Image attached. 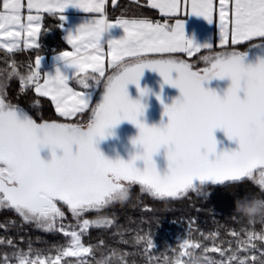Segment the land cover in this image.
Masks as SVG:
<instances>
[{
  "label": "snow or ice",
  "instance_id": "snow-or-ice-1",
  "mask_svg": "<svg viewBox=\"0 0 264 264\" xmlns=\"http://www.w3.org/2000/svg\"><path fill=\"white\" fill-rule=\"evenodd\" d=\"M147 3L158 10L161 19L143 14L112 19L106 0H0V48L9 57L21 48H41L39 37L46 14L58 16L61 29L69 5L91 14L74 31L66 32L64 39L70 49L55 55L65 69L73 71L57 66L55 74H42L40 54L28 62L25 71L13 58L8 59V68L0 70V206L13 210L23 222L59 231L65 237L63 245H52L54 250L34 247L31 240L21 247L11 238L0 239L10 248L0 264H92L87 257L94 256L98 246L84 237L93 226H112L114 218H90L88 213H100L113 205L114 194L133 185H139L141 193L164 201L189 192L201 195L194 180L224 184L249 178L264 189V56L257 55L255 62L248 60L251 49L264 46V0ZM181 11L202 16L209 23L215 21L218 45H199L187 38L184 21L179 18ZM115 26L122 28L124 35L103 44L102 35ZM201 50L202 68L176 55L191 57ZM145 68L155 70L164 83L180 91L170 105H164L168 120L162 126H149L138 119L145 105L128 94L129 83L135 84L142 96L147 93L139 85ZM214 77L230 78L222 96L203 86ZM11 78H18L20 92L31 88L49 98L57 116L41 115L37 120L24 106L9 99L4 88ZM73 82L78 87H73ZM40 103L38 99L30 101L35 107ZM122 120L139 129L131 143L142 148L127 161L109 159L96 147L98 139L112 135L108 130ZM218 128L229 140L238 142V149L217 154L213 133ZM45 146L51 150L48 160L40 155ZM162 146L167 149L169 168L165 175L159 174L152 159ZM57 149L61 154L57 155ZM138 159L144 161L142 170L134 163ZM65 209L74 223H64ZM232 218L245 219L236 213ZM193 231L199 229L190 223L178 238V249L166 247L172 256L165 254L159 264L169 260L171 264H186L194 250L203 251L212 264H264V229L232 228L227 241L220 239L217 231L201 232L211 244L193 237ZM133 243L142 249L112 248L105 264L116 257L121 264H137L135 259H126L137 255L146 257L145 264H157L150 231L137 230ZM224 243L227 248L222 247Z\"/></svg>",
  "mask_w": 264,
  "mask_h": 264
},
{
  "label": "trees",
  "instance_id": "trees-1",
  "mask_svg": "<svg viewBox=\"0 0 264 264\" xmlns=\"http://www.w3.org/2000/svg\"><path fill=\"white\" fill-rule=\"evenodd\" d=\"M108 14L112 19L122 14H143L153 19L162 18L157 11L150 8L146 3H134L131 0H119L116 6L109 5ZM63 37L64 34L59 27L58 16L46 14L39 39L41 48L38 50L21 49L11 54V57L5 50L0 49V69L8 68L7 61L9 58H13L17 61L19 69L25 71L28 62H34L36 54L50 58L60 50L69 48ZM202 54L203 52L188 60L195 63ZM197 67L202 66L198 65ZM19 89L18 78H13L5 89L7 97L14 103L24 106L30 113H34V106L30 104V101L38 99L41 103L37 110L38 115H34L35 119L39 120L41 115L45 118H55L57 116L49 99L36 94L34 89L29 88L25 92H20ZM86 115L87 113L85 117ZM207 188L209 193L204 196L190 192L182 199L164 201L155 200L147 193H141L139 186L133 185L131 188L132 198L129 202L123 204L115 202L113 205L102 209L100 213H88L90 218H94L97 215H108L114 218L112 226H93L89 229L84 239L98 247L94 256H89L88 259L92 261V264H96L101 257H108L112 248L127 251H132L134 247L142 249V245H134L133 243V237L136 235L137 230L140 229L152 233L156 248L153 256L157 264H159L165 254L169 257L172 256L171 251L166 252V247L173 246L178 249V238L184 235L185 229L190 223L193 229H199V231H193V237L201 240H204V237L200 234L201 232L207 234L210 231H217L219 238L227 241L231 239L229 229L232 228L239 230L242 226L251 227L257 232L264 229V223H261L259 219L249 225L246 219L239 221L232 218L234 200L237 196L264 197V189H261L251 179L220 187L207 186ZM65 211L68 214L64 223L66 225L70 222L74 223L71 213L67 209ZM8 238H11L21 247H26L28 241L31 240L34 247L50 250H54L52 245L59 246L65 243L63 233L46 231L28 222H23L13 210L4 208L0 209V239ZM124 240H127L128 243H124ZM101 241L104 243H100ZM204 243L211 244V240H204ZM222 247L227 248V243H224ZM5 251H10L9 246L5 243H0V258H2ZM126 259L129 261L135 259L137 264H145L146 261V257L139 255L135 257L129 256Z\"/></svg>",
  "mask_w": 264,
  "mask_h": 264
},
{
  "label": "water",
  "instance_id": "water-1",
  "mask_svg": "<svg viewBox=\"0 0 264 264\" xmlns=\"http://www.w3.org/2000/svg\"><path fill=\"white\" fill-rule=\"evenodd\" d=\"M257 55L264 56V46L251 49L248 54V60L251 62H255V58ZM172 75L173 78H175L176 73H173ZM230 83L231 81L228 77H214L209 81L203 82V86L215 90L217 94L222 96ZM139 85L140 88H146L148 90L147 93L143 96L140 94L135 84L129 83L127 85L129 97L133 100L138 99L142 104L145 105L144 112L141 116L138 117V119L142 120L149 126H162L166 124L168 118L164 114V105H170L177 97L180 96L179 89L173 85L164 83L163 78L158 72L148 68H145L143 70V74L139 80ZM157 95L160 96V99H157ZM99 99L100 97L98 96L97 100ZM161 101H163V103ZM108 131L113 134L106 135L104 139H98V143L96 144V147L105 157L113 160L120 158L127 161L133 154L142 151V148L140 146H134L131 143L132 138L138 135L139 129L130 121L122 120L118 125L114 126ZM213 134L217 140V154L222 151L238 149V142L235 139L229 140L222 129H215ZM75 148L76 146L74 145V151ZM59 154H61V150L57 149V155ZM40 155L43 159L48 160L51 158V150L47 146H45L40 149ZM152 159L155 162L157 171L160 175H165L169 171L166 147L162 146L156 153L153 154ZM134 163L136 167L140 168L141 170L144 168L143 160L138 159L134 161ZM248 179L249 178H245L239 182H226L224 184L214 183L212 181H205L201 183L199 180H194V185L196 186V188L200 186L220 187L228 184L240 183ZM182 198L170 200H179Z\"/></svg>",
  "mask_w": 264,
  "mask_h": 264
},
{
  "label": "crops",
  "instance_id": "crops-1",
  "mask_svg": "<svg viewBox=\"0 0 264 264\" xmlns=\"http://www.w3.org/2000/svg\"><path fill=\"white\" fill-rule=\"evenodd\" d=\"M118 1L119 0H116V3L113 4L112 1L106 0L107 11H108L109 5L116 6ZM131 1L134 3L144 2L148 5L147 0H131ZM148 6L150 7V5H148ZM155 11L158 12V10H155ZM158 14H159V12H158ZM63 15L66 17V20L64 22V28L62 29L63 34L65 36V34L68 30L74 31L77 26H79L85 20L89 19L91 14L86 13L83 10H81L75 6L69 5L64 10ZM179 18L183 19V21H184L185 36L187 38L192 39L196 44H199V45H203L206 43L207 44H213L214 47L218 45L219 27L215 21H213L212 23H209L202 16H198V15L191 14V13L188 15H185L183 11H181V13L179 14ZM171 22H174V20ZM123 35H124L123 29L120 28L119 26H115V27L110 28L107 32H105L102 35L101 42L106 45L107 41H109L111 39H119ZM39 39H40V37H39ZM63 39H64V37H63ZM64 41H65V39H64ZM65 43H66V41H65ZM68 47L70 49V46H68ZM0 49L4 50L2 48H0ZM21 49H23V48H21ZM33 49H35V48H33ZM30 50H32V49H30ZM217 50H219L218 47H217ZM201 52H203V50H201L200 52H194L191 57L187 56V54H185V53H176V55L181 56L183 58L190 59L193 56H195ZM44 59H47L48 61L49 60L55 61V55L51 56L50 58L43 57L42 60H44ZM41 62H43V61H41ZM56 62H58V61H56ZM48 64H50V63H48ZM58 65L62 66V64H60V62H58ZM45 69L42 70L43 74L47 72V70H45ZM72 86L78 87V86H76V84H74V82H73ZM44 98H46V97H44ZM47 99H49V98H47Z\"/></svg>",
  "mask_w": 264,
  "mask_h": 264
},
{
  "label": "clouds",
  "instance_id": "clouds-1",
  "mask_svg": "<svg viewBox=\"0 0 264 264\" xmlns=\"http://www.w3.org/2000/svg\"><path fill=\"white\" fill-rule=\"evenodd\" d=\"M131 198L132 193L129 188L117 191L113 196L114 202L121 204L129 202ZM234 213L248 221L264 219V197L237 196L234 200ZM97 264H105V257H101ZM107 264H121V261L119 257L111 258L107 261ZM167 264H171V260ZM186 264H212V262L206 258V254L203 251L194 250L189 253Z\"/></svg>",
  "mask_w": 264,
  "mask_h": 264
},
{
  "label": "rangeland",
  "instance_id": "rangeland-1",
  "mask_svg": "<svg viewBox=\"0 0 264 264\" xmlns=\"http://www.w3.org/2000/svg\"><path fill=\"white\" fill-rule=\"evenodd\" d=\"M43 62H41V66H40V72L42 73V70L43 69H45V70H47V72L46 73H49V74H55V70H56V67L57 66H60V65H58V62H56L57 60L55 59V61L54 60H47V59H44V60H42ZM48 63H50V64H48ZM198 65H200V66H204L199 60H197V61H195V66H198ZM61 67V70L62 71H67V72H71V71H73V69H65L64 67H63V65L62 66H60ZM0 70H3V69H0ZM43 74V73H42ZM12 79L13 78H11V79H9L8 80V82H7V84L5 85V88H4V91H5V89H6V87L8 86V84H10V82L12 81ZM75 84V83H74ZM77 86V85H76ZM39 109V106L38 107H35L34 106V108H33V112L34 113H32L33 114V116L36 114V115H38V110ZM35 115V116H36ZM86 118V117H85ZM197 190H198V192L199 193H201V195L202 196H204V195H207L209 192H208V188H207V186H200V187H197ZM196 194H197V192H195ZM198 195V194H197ZM5 207H2V206H0V209H4ZM65 213H66V211H65ZM70 213V212H69ZM67 214L68 213H66V219H67ZM29 223V222H28ZM30 224H32V225H34V226H36V227H39V226H37L36 224H34V223H30ZM39 228H41V227H39ZM41 229H43V228H41ZM44 230V229H43ZM210 255H212V256H215V258L216 259H220L221 257L219 256V254L218 253H214V252H210ZM89 257V256H88ZM87 257V258H88ZM70 259H74V258H70Z\"/></svg>",
  "mask_w": 264,
  "mask_h": 264
}]
</instances>
